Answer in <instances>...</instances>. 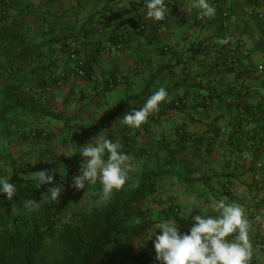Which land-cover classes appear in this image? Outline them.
I'll return each mask as SVG.
<instances>
[{
    "label": "trees",
    "instance_id": "16d2710c",
    "mask_svg": "<svg viewBox=\"0 0 264 264\" xmlns=\"http://www.w3.org/2000/svg\"><path fill=\"white\" fill-rule=\"evenodd\" d=\"M56 1L46 0L45 3L55 4ZM145 4L146 1L144 2ZM15 6L14 0H0V26L7 23L11 17L10 10ZM38 7H44V3L38 4ZM94 16H89L80 24L74 23L73 25L64 26L60 35H56L53 31L54 26L51 29L41 30L38 35L42 36L46 41H43L40 45L31 43L34 49L30 47L28 49L24 48L23 50L21 49V52L19 51L18 55L12 56L0 53V66L3 67L0 71L2 75L0 80L7 82V84L0 83V136L2 135L9 140L13 138L16 132H21L22 140L30 138L31 141H43L53 134H59L62 146L69 154L64 159L62 174H55L54 183L42 185L37 189V181L33 173L41 168H46L52 160L53 149L48 145H43L42 147L38 145V147L31 149L32 153L36 155L30 160H26L27 151H20L16 157H13L9 152H0V164L11 169V173L7 178L9 183H13L17 189L12 201L7 199L6 194L0 193V212L11 209L13 205L25 206L24 202L28 199H35L40 202L38 210L29 211L26 209V211H21L13 219V225L0 226V264H120L119 261L115 263L114 258L116 259V257L112 255L115 244L124 242L134 245L137 243L135 240L142 233L140 232L142 228L127 229V224L131 219L130 217H132L131 209L135 207H146L148 209L154 203L155 206L153 208L155 210H167L166 208L163 209L164 201L158 200L157 196L165 192L164 184L162 183L169 182V179L174 175L177 160L185 153L195 156L196 152L204 147L207 148V144L212 146L213 142L218 139L221 133L220 127L216 128L214 124L208 123L206 115L214 100L223 92L229 95L226 96L227 104L236 113L235 118H231V122L223 125L227 132L222 134H228L226 139L227 147L235 142L237 137L234 134L239 131L243 116L247 113L258 114L260 116L257 118L260 124L258 128L247 130L241 135V138L256 141L255 145L259 148V154H255V156L260 158L261 155H264V116L258 108L260 103L258 102L255 108L251 110L247 107L248 101H242L246 100V98H241V91L245 95L251 92L242 83L245 79V72H239V69H241L240 62L245 57L242 44L236 46V54L239 56L236 58L235 63L233 62L234 64H229L226 60L223 62L226 70L236 73L235 77L240 80L238 84L227 85L226 89H216V86L212 84L204 87L201 79H195L192 86H189L190 89L181 94L172 93V89L166 88L171 97L170 102H162L159 105V110L150 114L147 122L139 128L123 124V117L133 110L142 108L146 102L145 98H149L154 94H150L147 88L131 96L125 94V99H122L121 102L119 101L120 103L118 102L115 111L110 108L113 110H109L106 114L102 113L100 117L96 116L89 123L81 122L76 124L77 119H75L74 114L61 118L63 110L54 112L53 117L51 114L45 115L46 111H41L42 115L44 114L42 121H35L33 115L35 113L39 114L40 111L33 110L30 106H27V100L24 99L20 91L43 93L54 87H60V85L64 84L66 77L64 73L57 72V76L52 77V80L48 83L34 84L32 82V84H26L25 80L24 83L19 82V79H17L18 74L28 64H31L33 73L39 71V68L34 69L32 65L35 62H41L39 56L42 54L40 50L45 43L52 47L57 44L59 51L64 55H68L66 59L71 62L72 67H76L74 70L70 69L74 73L73 76L70 75L68 70L67 78L79 80L88 78L91 65L86 63L85 60L78 65L77 60L69 59L68 50L71 45L69 44L71 42L69 39L73 40V53L78 57H83L82 49L87 47L85 41L88 38L86 36L88 34V25H91ZM12 20H14L13 24L16 25L17 20ZM19 23H21V20ZM119 26H121V23L111 26L112 28L110 27L112 34L108 38L110 43V49L108 48V50L110 52L118 53L124 48L126 40L123 33L119 31ZM114 29H118L117 32H114ZM225 38H228L227 35ZM117 43H120L122 48L116 46ZM20 45L21 41L18 40L13 45V48L18 49ZM207 46L211 49L215 48L210 43H207ZM227 46L232 47L229 44H220L221 49L227 48ZM25 50L27 52H23ZM25 53L29 55L28 62L26 61ZM34 54H36V58L33 57ZM44 54L45 52H43ZM248 55L247 53L246 56ZM198 62L200 63L201 61L197 60L195 64L197 65ZM184 64L186 65L187 62ZM200 68L203 69L204 66L202 65ZM77 69H82V75H76ZM182 69L183 71L187 70L186 66H182ZM53 74L54 72L51 75ZM118 80L115 75H110L105 82L104 88L111 90V88L120 83ZM233 90L238 91L239 97L236 98V103H232L229 98ZM249 98L250 96L247 100ZM40 108L44 109L42 106ZM83 108L77 109V114ZM36 117H39V115ZM236 117H241V119L237 120ZM58 118L63 119V121L59 120L62 125L57 126L55 129L50 127L51 120L56 121ZM173 119L179 120L176 125L171 126L169 129V133L175 135L174 139H165V136L169 135L167 132L163 136L161 133V137L158 139H146L147 135L151 133L149 123L156 125L162 121H172ZM11 124L15 127L14 131L9 130ZM198 127L204 128L201 133L196 131ZM100 133L113 142L119 140L123 146L121 151L133 158V165L143 162L140 174L139 171H130L123 188L113 190L108 200L102 199L100 203L78 211L76 217L71 221L61 223L58 213L62 195L65 194L68 186H71L73 176L79 173L84 160L79 153L85 144L92 143L91 140L93 138L90 136L96 137ZM88 134L89 136H87ZM230 149V152H232V148ZM242 154V152L239 153V156H242ZM107 155L105 153V160ZM177 177H179V174H177ZM57 184L62 185L64 188L60 200H41L42 194L47 192L48 188ZM96 184L102 188L99 181ZM168 208L172 215L177 214V206L170 205ZM127 248V246H121L119 250L123 249L126 251ZM151 257L153 256L151 255ZM149 262L150 260H148ZM150 264H161V262L154 260Z\"/></svg>",
    "mask_w": 264,
    "mask_h": 264
},
{
    "label": "crops",
    "instance_id": "0c3cea01",
    "mask_svg": "<svg viewBox=\"0 0 264 264\" xmlns=\"http://www.w3.org/2000/svg\"><path fill=\"white\" fill-rule=\"evenodd\" d=\"M62 1L65 3L66 15L69 14L64 18L66 20L64 26L80 24L89 16L95 15L91 26L101 24L102 37L95 41L90 33L86 35L87 47H84L82 54H86L85 62L91 65L90 76L86 79L67 78V72L68 70L70 72L72 64L66 59L68 55H63L59 51L57 44L53 47L43 44L40 50L42 55L39 56L41 62L32 65L34 69L39 68L37 73H33L31 64L23 67L17 79L20 83H24L25 80L26 84L48 83L52 77L57 76V72L64 73L66 77L64 84L39 94L53 98L55 102L52 103L60 102L67 105V102L73 101L77 96V102L81 104L83 97L96 95L98 89H105V82L110 75L118 77L120 83L111 90H103L105 111L102 113L104 114L109 110H116L118 102L125 99V94L127 96L138 94L144 88L152 94L163 86L172 89V93L181 94L190 89L189 86H192L195 79H201L204 87L212 84L216 89H226L227 85H236L240 80L235 77L234 71L226 70L223 64L224 60H227L226 51H223L216 41L224 39L226 35H233L241 42L245 56L240 62L242 70L239 69V72H245L242 83L251 91L247 107L252 110L259 102L258 108L264 116V79L258 74V67H264V20L249 19L246 16L248 1L216 0L219 9L216 10L215 16L204 17L202 21L198 20L199 10L193 6L196 0H165L167 14L163 21L146 19L147 9L138 5L139 0H57L56 4L60 8L63 6ZM145 1L143 0L142 3ZM257 1L264 11V0ZM222 9L227 10L229 14L228 27L225 29L219 18ZM55 11L57 16L48 17V24L51 26L56 24L60 13L58 10ZM76 13H78L77 18ZM118 23H121L119 31L123 33L127 43L125 42L124 48L121 47L122 51L110 52L108 38L112 35L111 26ZM140 25L143 30H136ZM117 30L114 29V32ZM92 34L94 37L100 35L98 31ZM97 42L102 44L100 48ZM207 43L214 45L215 48L211 49ZM104 45L106 49L103 51L106 53H101L100 49ZM25 57L28 62L29 56L25 55ZM194 60L201 62L196 65ZM202 65L203 69L200 68ZM182 66H186L187 70L183 71ZM53 72L54 74L51 75ZM226 96L229 95L223 92L214 100L206 115L207 122L214 124L216 128L226 125L236 116L235 111L229 108ZM145 99L147 101L148 98ZM83 110H90V107L85 106ZM259 117L258 114L252 113L243 116L239 126L240 132L234 134L237 138L231 144L232 147L229 145L232 152L227 147L226 133L219 134L212 146L207 144V148H202L195 156L183 154L175 164L172 178L169 182L162 183L165 192L157 196L158 200L164 201L163 209L167 210L156 209L153 214L155 221L165 218L175 221L183 235L190 234V229L195 224L193 220L195 215L205 217L218 215L214 208L215 202L226 198V203L241 205L247 212L246 217L250 222L252 264H264V251L260 249V245L264 244V224L258 225L250 216V212L254 210L264 222V177L260 182L253 180V160H244L239 153L259 154L256 141L241 138L247 130L258 128ZM236 119L239 120L241 117ZM176 122L179 120H166L156 125L149 123L151 133L146 139H158L161 133L163 136L166 132L169 135L165 136V139H174L175 135L170 134L169 129L176 125ZM203 129L198 127L196 131L201 133ZM230 131L231 129L229 134ZM205 138L208 140L207 137ZM260 158L264 164V155ZM170 205L177 206V214L172 215L168 208ZM153 206L155 204L152 208ZM232 238V236L228 237L229 240Z\"/></svg>",
    "mask_w": 264,
    "mask_h": 264
},
{
    "label": "clouds",
    "instance_id": "9594fccd",
    "mask_svg": "<svg viewBox=\"0 0 264 264\" xmlns=\"http://www.w3.org/2000/svg\"><path fill=\"white\" fill-rule=\"evenodd\" d=\"M213 1L216 2V0H211V2ZM246 1H248L247 7L256 2V7L264 12L259 7L257 0ZM211 2L196 0L193 6L199 10L200 18L215 16L219 5L216 2L217 8L215 9ZM138 3L140 7H146V19L163 21L166 18L165 0H146L145 5L142 0H139ZM223 10L225 9L221 11ZM139 29L143 30V27L140 25ZM229 39H218L216 42L222 45L228 44ZM72 49L74 50V46L70 45L68 51ZM170 100L171 97L166 88L161 86L147 99L142 108L125 114L123 124L139 128L147 122L150 114L159 110V105L162 102H170ZM91 141L92 143L85 144L79 153L84 160L79 173L73 176L71 187L82 190L99 181L102 185V199L106 201L111 197L113 190L123 188L128 173L134 170L133 158L121 151L123 146L119 140L113 142L100 133ZM105 153L108 154L106 160L104 159ZM56 171V169H44L34 172L33 176L37 181L36 188L53 184ZM16 191V186L9 183L7 177L0 178V193L6 194L9 201L13 200ZM63 191V186L57 184L48 188L47 192L42 194L41 200H60ZM24 203L29 211L40 208V202L35 199H28ZM15 207L13 205L11 211L14 212ZM214 208L218 213L216 217L203 215L193 217L195 224L191 227L190 234L181 235L175 221L157 222L153 230L155 259L161 264H252L253 245L249 238L250 222L246 217L245 209L236 203H226V198L215 202ZM254 221L260 226L264 224L259 214ZM157 229L161 231V234L156 235ZM230 236L233 237L231 240L228 239ZM263 246L264 244H261L260 249L264 251Z\"/></svg>",
    "mask_w": 264,
    "mask_h": 264
},
{
    "label": "rangeland",
    "instance_id": "374dc122",
    "mask_svg": "<svg viewBox=\"0 0 264 264\" xmlns=\"http://www.w3.org/2000/svg\"><path fill=\"white\" fill-rule=\"evenodd\" d=\"M46 0H14L16 6L12 7L10 10L11 17L7 21L6 24H3L0 26V53H3L5 55H18L24 48H33L31 43L40 45L43 43V41H46L42 36L38 35L41 33V30L52 28L53 26L49 25L48 17L56 15V11L58 10L60 13L58 15V20H56V24L54 25L55 28H53L56 35H60L62 32V29L64 27V23H66V20L64 18L66 16V8L64 1L61 2L63 5L62 8L57 6V4H48L45 3ZM59 1V0H58ZM44 3V7H38V4ZM54 6L58 7L59 9H55ZM57 16V15H56ZM78 17V13H76V18ZM12 19L17 20V24L14 25ZM21 20V23H19ZM55 21V20H53ZM83 22V21H82ZM101 24L96 25H88V33L91 34V38L93 40H99L102 36L100 30ZM98 26V27H97ZM97 28V29H96ZM98 31V35L96 37L93 36L92 32ZM103 32V31H102ZM38 35V36H36ZM20 40L21 45L18 49L13 48V45L16 43V41ZM71 42L69 44L73 45L71 38L69 39ZM97 40V41H98ZM99 48L102 44H99ZM11 45V46H10ZM36 45V46H37ZM11 47V48H9ZM81 48V47H80ZM10 49V50H8ZM22 49V50H21ZM34 49V48H33ZM82 49V48H81ZM103 49H106L105 45L102 46V49H100L101 53H106L103 51ZM83 50V49H82ZM20 51V52H19ZM27 52V50L23 51ZM26 56H29L28 53H25ZM64 55V54H63ZM86 54H83V58L85 59ZM3 69L2 66H0V71ZM2 75L0 74V78ZM118 78V77H116ZM120 78V77H119ZM74 79V78H73ZM0 83H7L4 80H0ZM0 84V85H1ZM1 87V86H0ZM1 90V88H0ZM97 90V89H96ZM104 89H98L96 91L99 95L92 94L90 97L82 98L81 104L77 101V96L75 94V99L73 101L67 102L65 105L64 103H52L55 102L54 99H50L49 96L39 95L40 93H28L25 91H20L21 95L24 96V99L27 100L26 104L27 106H30L33 108V110L40 111L39 114L35 113L33 115V119L35 121L41 120L44 114L42 115L41 111H46L45 115H52L54 112L63 110V114H61V118H64L65 116H71L72 114L75 115V119H77V123L79 124L81 122L89 123V121L93 118L100 117L102 114V111H105V104L104 99H102V94ZM1 96V94H0ZM15 98V96H14ZM90 98V99H89ZM60 100V99H59ZM58 100V101H59ZM113 101V100H112ZM115 103V102H114ZM80 105V106H79ZM40 106L44 107V109H41ZM88 106L90 107V110H82L77 114V109H81L82 107ZM66 107V108H65ZM51 111V112H50ZM115 111V110H113ZM39 115V117H36ZM58 120V121H57ZM63 121V119H56V121L51 120L50 127L56 128L59 125H62V123L59 121ZM41 125V124H40ZM15 127L13 124L10 125L9 130L14 131ZM89 136V134L87 135ZM22 134L21 132H16V134L11 139H6L2 135L0 136V152H9L13 155V157H16L20 151H27V158L26 160H30L33 157H35V153H32L31 149L34 147H38V145H48L50 148L53 149L52 153V160L49 162V164L46 166L45 169H56L57 175H61L62 165L64 162V159L69 154L66 150H64L62 144H61V138L59 134H53L48 139L45 140H38V141H31L30 138H25L22 140ZM94 138L93 136H90ZM142 163V164H141ZM138 163L136 165H133V168L136 172L140 171L143 166V162ZM151 163V162H150ZM151 165V164H148ZM44 170L40 169L39 171ZM133 171V172H135ZM11 173V169L6 166H2L0 164V178L7 177ZM129 174V173H128ZM99 189V190H98ZM102 188L99 187L97 184L86 186L85 189L82 190H76L73 187H69L66 190L65 194L62 195V202L60 205V210L58 213V218L61 223H65L68 221H71L73 218L76 217V213L82 209L90 208L95 204H98L102 201ZM154 203H152L148 208H138L135 207L131 209V219L129 220V223L127 224V229L133 230L142 228L140 230L141 236L139 235L138 238L135 240L137 243L134 245H130L128 243L119 242L115 244V249L113 248L112 255L116 257L114 258V261H119L120 264H150L151 261L156 260V252L154 249V241H155V235H153L154 226L157 222H163L165 220L171 221L170 218H165L164 220H158L155 221L153 219V214L155 209L151 208V206ZM11 209L5 210L0 212V226H9L13 225L15 216H17L21 211H26L25 206H16L15 211H11ZM161 234V231L159 229L156 230V235ZM153 235V236H152ZM137 236V235H136ZM128 247L127 250H119L120 247ZM117 250V251H116ZM151 255L153 257H151ZM148 260L150 262L148 263Z\"/></svg>",
    "mask_w": 264,
    "mask_h": 264
},
{
    "label": "built area",
    "instance_id": "2783aa9c",
    "mask_svg": "<svg viewBox=\"0 0 264 264\" xmlns=\"http://www.w3.org/2000/svg\"><path fill=\"white\" fill-rule=\"evenodd\" d=\"M256 2H254L251 6L247 7L246 10V14L249 18L251 19H258V20H264V12H262L260 9H258L255 5ZM211 5L215 7V9L217 8V3L215 1L211 2ZM219 18L221 19V24L222 27L225 29L228 27V13L227 11L223 10L219 13ZM198 20L202 21V18H200V16H198ZM229 39V45L232 47L227 46V48H224L223 51L225 52V55L227 57V62L229 64H234L236 58L239 56L238 54H236V46L240 45L241 42L239 40H237V38L233 35H227ZM121 43V42H120ZM118 43L117 46L121 47V44ZM229 47V48H228ZM69 59L70 60H77L78 65L82 64V62H84V58L83 57H78L73 53V49L71 51H69ZM234 62V63H233ZM76 68V67H75ZM75 68H71V70H74ZM258 74L264 79V67L263 66H259L258 67ZM70 75L73 76L74 73L73 71H70ZM76 75H82V69H77V74ZM251 95V92L248 93L247 95H245V93L241 91V98H246V100H242L243 102L248 101V97ZM239 97L238 96V91L237 90H233L232 91V95L229 97L230 101L232 103H236V98ZM220 134L227 132L226 128L224 126L220 127ZM252 136V135H251ZM242 159L247 160H253V167H252V175H253V180H255L256 182H260L261 179L264 177V164L262 162V160L258 157H256L255 155H249L246 153H243L241 156ZM251 217L255 220V217L258 215L256 211H251L250 212ZM264 248V246H263Z\"/></svg>",
    "mask_w": 264,
    "mask_h": 264
}]
</instances>
